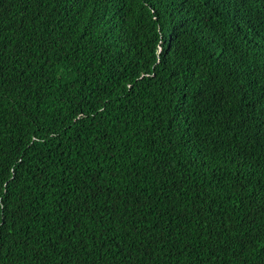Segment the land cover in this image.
<instances>
[{
  "label": "trees",
  "instance_id": "1",
  "mask_svg": "<svg viewBox=\"0 0 264 264\" xmlns=\"http://www.w3.org/2000/svg\"><path fill=\"white\" fill-rule=\"evenodd\" d=\"M0 264H264L257 0H0Z\"/></svg>",
  "mask_w": 264,
  "mask_h": 264
},
{
  "label": "clouds",
  "instance_id": "2",
  "mask_svg": "<svg viewBox=\"0 0 264 264\" xmlns=\"http://www.w3.org/2000/svg\"><path fill=\"white\" fill-rule=\"evenodd\" d=\"M244 24V26L245 27H250V29H253V26L251 25V22L250 23H243ZM255 28V27H254ZM244 32H246V30H243ZM161 46H160V50H159V53L161 52ZM156 75V72L155 71H153V72H151V75L149 76V77H153V76H155ZM148 76V75H147ZM143 77H146V76H144V72L140 75V78H143ZM130 87H132V84H130L129 85Z\"/></svg>",
  "mask_w": 264,
  "mask_h": 264
},
{
  "label": "bare ground",
  "instance_id": "3",
  "mask_svg": "<svg viewBox=\"0 0 264 264\" xmlns=\"http://www.w3.org/2000/svg\"><path fill=\"white\" fill-rule=\"evenodd\" d=\"M258 5L264 8V0H257ZM262 10V9H261ZM98 29V28H97ZM105 210V209H104Z\"/></svg>",
  "mask_w": 264,
  "mask_h": 264
},
{
  "label": "rangeland",
  "instance_id": "4",
  "mask_svg": "<svg viewBox=\"0 0 264 264\" xmlns=\"http://www.w3.org/2000/svg\"><path fill=\"white\" fill-rule=\"evenodd\" d=\"M159 50H160V48H159Z\"/></svg>",
  "mask_w": 264,
  "mask_h": 264
}]
</instances>
